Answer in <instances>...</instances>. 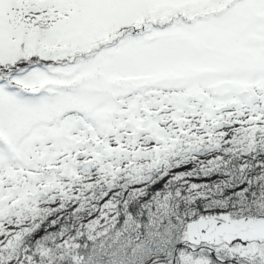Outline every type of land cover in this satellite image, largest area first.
I'll list each match as a JSON object with an SVG mask.
<instances>
[{"label":"snow or ice","instance_id":"snow-or-ice-1","mask_svg":"<svg viewBox=\"0 0 264 264\" xmlns=\"http://www.w3.org/2000/svg\"><path fill=\"white\" fill-rule=\"evenodd\" d=\"M230 137L264 141V0H0V216L82 156L115 173ZM218 234L264 258V218Z\"/></svg>","mask_w":264,"mask_h":264},{"label":"trees","instance_id":"trees-1","mask_svg":"<svg viewBox=\"0 0 264 264\" xmlns=\"http://www.w3.org/2000/svg\"><path fill=\"white\" fill-rule=\"evenodd\" d=\"M163 160L135 159L81 180V164L73 165L75 175L58 174L61 187L40 197L39 211L0 227V264H111L106 256L114 251L140 252L147 234L163 240L207 210L264 216V141H205L179 169L175 160L159 171ZM136 235L145 237L134 241Z\"/></svg>","mask_w":264,"mask_h":264},{"label":"rangeland","instance_id":"rangeland-1","mask_svg":"<svg viewBox=\"0 0 264 264\" xmlns=\"http://www.w3.org/2000/svg\"><path fill=\"white\" fill-rule=\"evenodd\" d=\"M184 145H188V144H184ZM190 146H186L185 147V150H187ZM191 147H198L200 148V143H193V145ZM117 160L120 161V158L119 157H116ZM191 161V160H190ZM189 162V161H188ZM187 163L185 164H182L178 167H175V168H181L183 166H185ZM225 212H228V211H225ZM217 213L215 211H212V213H201L196 219V222L195 223H191L189 225V232L192 234V235H198L200 234L201 232V235L203 236V239H214L215 241H218V239L220 238V235L218 234L221 230V227H222V223L221 225H219V223H216V219L217 217L215 216ZM214 215V216H213ZM264 218V217H262ZM209 224L212 225V227H215L217 228L216 229V232H213L212 231V227H209ZM238 243V240H232L231 237H227V241H222L221 242V245L218 246L220 248V250L222 251L223 254H226V255H232V254H235V252L233 251V248L235 247V245ZM187 257V261L190 263V264H208L206 259L203 257V255L201 253H194V257L193 258H190V256L188 257V255L186 256ZM255 258H260L261 260H263V264H264V258H261L259 253H257L255 256ZM189 263H185V264H189Z\"/></svg>","mask_w":264,"mask_h":264},{"label":"flooded vegetation","instance_id":"flooded-vegetation-1","mask_svg":"<svg viewBox=\"0 0 264 264\" xmlns=\"http://www.w3.org/2000/svg\"><path fill=\"white\" fill-rule=\"evenodd\" d=\"M186 239H188V238H185V240ZM206 241H208V242L207 243H201V245L202 246L209 247V249L207 250V252H202V255L206 259L207 263L208 264H229V263H225V262L223 263L221 261L216 260V259H220L221 260V258L224 257L223 254H222V252H219L217 250V247H216V244H215L214 240L208 239ZM193 242H196V240H193ZM196 246H199V244H196ZM210 247H212L214 249V251H216V253L218 254V257L217 258L210 251ZM162 252L165 253V254L168 253L167 250H162ZM194 253H196V252L195 251H192V250H184V251L180 252V256L178 257V261L182 262L183 264L189 263L187 261V257L186 256L188 255V257L190 256V258H193L194 257ZM161 260H162L161 261L162 264H165L166 262L167 263L169 262V259L166 256L165 257H162ZM170 261L172 262V264H174L175 259L173 258V256L170 259ZM229 261L230 262H233L235 264H263V260H261L258 257L257 258H255V257H247V260H246L245 257L239 256L238 259L230 258Z\"/></svg>","mask_w":264,"mask_h":264}]
</instances>
